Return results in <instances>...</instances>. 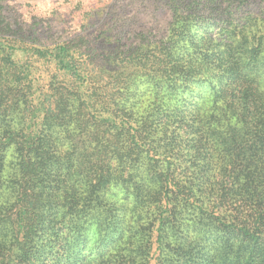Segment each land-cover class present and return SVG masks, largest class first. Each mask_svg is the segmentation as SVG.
I'll return each mask as SVG.
<instances>
[{
  "label": "trees",
  "instance_id": "obj_1",
  "mask_svg": "<svg viewBox=\"0 0 264 264\" xmlns=\"http://www.w3.org/2000/svg\"><path fill=\"white\" fill-rule=\"evenodd\" d=\"M85 43L81 39L74 45L21 49L0 40V109L13 106L15 114L9 120L0 117V264H17L20 256L34 260L35 246L28 251L30 245L39 246L38 239L49 232L58 241L57 253L62 252L58 264H69L59 232L67 224L70 231H78V218L65 205L51 202L52 168L65 157L73 162L77 150L93 148L90 136L101 131L120 135L147 156L163 157L165 210L158 230L180 206L181 212L192 213L199 237L196 244L174 248L178 264L194 258L199 264H264V39H228L211 55L206 46L200 49L202 63L213 68L210 80L216 81L206 103L197 102L190 116L194 133L202 135L200 159L208 161V177L202 179H189L187 169L180 173L175 164L165 162L173 147L164 122L175 106L167 101L173 83L163 77L154 82L153 95L165 98L152 124L136 120L130 106L116 102L112 85L123 80L122 69L150 67L155 75L166 63L159 53L165 42H142L118 59L84 53L80 45ZM146 43L148 48L152 43L153 51L145 52ZM58 143L68 148L63 145L62 150ZM102 219L94 218V224ZM36 229L41 234L35 236ZM161 248L148 264L153 259L164 263Z\"/></svg>",
  "mask_w": 264,
  "mask_h": 264
},
{
  "label": "rangeland",
  "instance_id": "obj_2",
  "mask_svg": "<svg viewBox=\"0 0 264 264\" xmlns=\"http://www.w3.org/2000/svg\"><path fill=\"white\" fill-rule=\"evenodd\" d=\"M251 37L264 39V0L249 4L237 0H0V40L21 49L64 42L74 45L83 39L86 43L80 50L84 53L118 59V55L129 56L131 48L142 42L163 40L165 46L159 53L166 56V63L158 73L153 75L150 67L122 69L123 80L112 87L119 106H130L136 120L152 124L165 98V94L153 95L154 82L163 77L173 83L167 101L175 106L164 120L173 147L165 162L175 164L180 173L182 167L187 169L189 179L208 177V161L200 159L202 135L194 133L190 116L197 102L206 103L216 84L210 80L214 72L209 62L202 63L200 49L206 46L204 50L211 55L215 46L224 48L228 39ZM206 39L210 40L207 45ZM148 44L147 53L153 51L152 43L149 48ZM111 48H117V53L110 52ZM13 116V106L1 107V118ZM90 138L93 148L80 142L85 148L76 151L73 162L67 157L56 161L49 183L54 206L65 205L78 218V231H70L68 218L67 228L59 232L69 264H148L151 257L158 258L160 246L163 264H178L174 248L196 244L199 237L192 213L181 212L180 206L158 230L165 210L163 157L147 156L126 145L118 134L110 137L101 131ZM63 145L58 143V148ZM64 153L69 157L70 153ZM99 217L102 223L94 224ZM37 233L41 231L36 229ZM46 236L38 239L39 246L30 245L28 251L35 246L34 260L20 256L15 263L58 264L62 254L57 253L58 241L50 232ZM187 264L199 261L194 258Z\"/></svg>",
  "mask_w": 264,
  "mask_h": 264
}]
</instances>
